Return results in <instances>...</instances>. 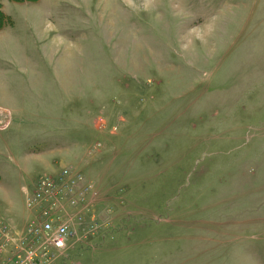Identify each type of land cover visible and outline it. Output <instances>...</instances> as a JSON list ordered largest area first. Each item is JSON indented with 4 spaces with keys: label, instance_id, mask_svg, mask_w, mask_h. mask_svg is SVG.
<instances>
[{
    "label": "rangeland",
    "instance_id": "obj_1",
    "mask_svg": "<svg viewBox=\"0 0 264 264\" xmlns=\"http://www.w3.org/2000/svg\"><path fill=\"white\" fill-rule=\"evenodd\" d=\"M0 1V215L73 168L51 264H264V0Z\"/></svg>",
    "mask_w": 264,
    "mask_h": 264
},
{
    "label": "built area",
    "instance_id": "obj_2",
    "mask_svg": "<svg viewBox=\"0 0 264 264\" xmlns=\"http://www.w3.org/2000/svg\"><path fill=\"white\" fill-rule=\"evenodd\" d=\"M24 191L30 213L24 225L0 215V264H51L74 237L96 230L97 202L85 176L73 168L38 177Z\"/></svg>",
    "mask_w": 264,
    "mask_h": 264
},
{
    "label": "trees",
    "instance_id": "obj_3",
    "mask_svg": "<svg viewBox=\"0 0 264 264\" xmlns=\"http://www.w3.org/2000/svg\"><path fill=\"white\" fill-rule=\"evenodd\" d=\"M13 1H36V0H13ZM13 22V19L5 13L0 1V29L5 25H9Z\"/></svg>",
    "mask_w": 264,
    "mask_h": 264
},
{
    "label": "crops",
    "instance_id": "obj_4",
    "mask_svg": "<svg viewBox=\"0 0 264 264\" xmlns=\"http://www.w3.org/2000/svg\"><path fill=\"white\" fill-rule=\"evenodd\" d=\"M10 25V24H9ZM5 26H7V25H5ZM4 26V27H5ZM4 27H2L1 29H3ZM0 29V30H1ZM22 109H24V108H22ZM17 215V214H16ZM18 216V220H20V218H21V220H22V222L23 223H25L27 220H28V217L30 216V213H29V211L27 210V212H26V215H24V214H22V215H17ZM22 216H23V218H22ZM27 219V220H26ZM26 220V221H25ZM14 222L17 224V221L16 220H14ZM18 224H20V223H18Z\"/></svg>",
    "mask_w": 264,
    "mask_h": 264
}]
</instances>
